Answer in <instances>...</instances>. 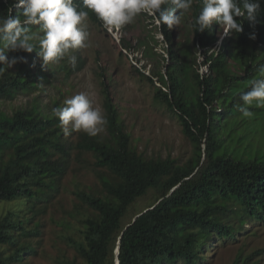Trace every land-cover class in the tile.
Returning <instances> with one entry per match:
<instances>
[{
	"label": "trees",
	"instance_id": "obj_1",
	"mask_svg": "<svg viewBox=\"0 0 264 264\" xmlns=\"http://www.w3.org/2000/svg\"><path fill=\"white\" fill-rule=\"evenodd\" d=\"M200 6L193 5V19ZM5 8L0 0V15ZM238 19L243 32L226 37L219 50H209L216 46L219 25L197 32L199 54L182 48L164 26L168 63L148 74L137 71L153 85L156 106L170 110L190 140L193 155L186 161L148 157L138 149L110 96L111 78L103 81L106 134L80 131L75 140L65 135L52 111L63 106L59 100L41 105L36 99L11 109L10 103L38 92L43 80L66 67L41 70L36 63L35 72L32 53L9 54L27 63L0 76V264H31L33 256L49 254L51 240L55 264H202L215 242L236 240L250 222L264 223V141L253 146L254 132L239 130L235 99L242 92L237 85L264 67V43L256 46L249 39L255 31L264 42V0L255 30ZM201 54L209 68L203 74ZM87 164L99 188L78 187V203L68 208V217L47 216L49 203L66 188L63 178L70 166ZM149 194L154 200L125 223L129 207ZM258 254L241 251L232 264H260Z\"/></svg>",
	"mask_w": 264,
	"mask_h": 264
},
{
	"label": "clouds",
	"instance_id": "obj_2",
	"mask_svg": "<svg viewBox=\"0 0 264 264\" xmlns=\"http://www.w3.org/2000/svg\"><path fill=\"white\" fill-rule=\"evenodd\" d=\"M4 2L6 14L0 15V76L18 63H27L23 56L10 58V53L20 51L32 53V68L35 72L38 70L36 63L41 65V70H48L50 65L65 66L64 71L56 72L57 76L64 74L66 77L82 71L87 62L83 51L90 46L88 43L93 26L101 29L105 36L120 45L121 49L116 56L118 64L129 61L131 66H136L137 71L148 74L154 67H159L150 62L151 58L159 54L157 52L164 54L163 69L168 63V43L163 27L166 26L175 37L177 32L172 29L181 24L184 16L193 10L194 4L200 2L201 5L198 15L192 21L194 35L192 50H196L197 54L203 52L195 43L197 32L204 33L205 30L212 29L213 25H219L215 30L216 46L209 49L219 50L226 37L243 32V24L238 22L240 20L238 18L251 22L248 25L255 30L258 26H255L258 22V12L261 9V0H4ZM140 19L148 21L144 27L146 33L143 37L135 35L128 37L134 21ZM249 39L256 40V46L264 43L257 39L255 31L249 34ZM180 45L185 50H190L187 43ZM156 48H160L161 51ZM97 53L99 59L100 51L97 50ZM204 61L203 54L198 56L201 74L209 70L208 64H204ZM260 72L261 78L253 79L250 89L240 93L243 104L239 111L244 117L252 115L249 106L254 103L257 107H264V67L260 68ZM97 73L103 85V81L111 78L107 82L110 91L114 76L109 74L108 67L102 65ZM239 74L245 76L247 73L239 70ZM155 83L167 90V86L161 83L158 77L155 78ZM52 111L53 115L59 118V126L65 135L70 134L71 130L83 131L95 137L107 123L99 108L93 106L89 95L83 92L66 98L63 106L55 107ZM238 123L241 125L242 122ZM255 223L264 225L261 221H253L246 226Z\"/></svg>",
	"mask_w": 264,
	"mask_h": 264
},
{
	"label": "rangeland",
	"instance_id": "obj_3",
	"mask_svg": "<svg viewBox=\"0 0 264 264\" xmlns=\"http://www.w3.org/2000/svg\"><path fill=\"white\" fill-rule=\"evenodd\" d=\"M193 10L186 14L182 19L179 26H174L172 29L176 31V40L178 43H187V48L192 49V21ZM147 19H140L134 21L133 27L127 34L128 37L132 35L142 36L146 33L144 27L147 24ZM93 31L89 39V47L84 49V56L87 58L84 69L77 73H71L68 76L60 74L59 76H53L50 80L42 81V86H39L38 92L31 95H21L13 103H10L11 109L16 106L29 105L36 99L42 105H46L52 99L63 102L66 98L72 95L79 94L81 92L89 95L93 106L99 108L102 115L105 114L104 101L105 92L104 85L97 70L102 66L108 67L109 74H113L114 78L111 83V98L119 107L122 114V118L127 125L126 129L130 131L132 135L133 143L148 157H167L171 155L178 157L182 161H186L193 155L192 144L189 139L185 137L182 132V126L179 121L174 117L173 113L167 108L162 106H156V100L154 99L155 90L151 82L145 77L140 76L137 72L136 66H131V63L124 61L118 64L116 56L121 49L118 43H115L112 39L105 36L101 29L92 27ZM220 35V30L217 31ZM160 49V48H156ZM100 51V57L97 59ZM161 51V49H160ZM162 54L160 52H157ZM154 56L150 59L152 65H158V68L162 69L164 54ZM100 62V63H99ZM206 69L205 67H203ZM262 74L257 73L251 78H245L242 80L243 85H237V91H248L251 87L253 79L261 78ZM239 88V89H238ZM241 92V93H242ZM238 106H241L243 102L240 100V93L235 97ZM9 104V103H7ZM6 104V106H7ZM2 107H5L2 105ZM249 111L252 113L250 117H244L240 112L238 119L242 121L239 126V130L242 133L253 131L254 135L251 144L253 146H259L264 141V107H257L255 103L249 106ZM103 130L100 133L106 134L104 125ZM259 131L261 137L255 136V133ZM79 132L73 131L69 136L75 140L78 137ZM250 133L248 134V136ZM87 160H93L92 156L85 155ZM71 165L77 164L76 151H72ZM88 167L82 168L78 166L75 170L70 166L63 180L64 185L60 188V192L57 193V197L49 203L47 216H53L54 219H59L63 216L68 217L67 210L73 209L78 203L77 188L87 186H96L99 188L98 177L93 170L92 165L87 164ZM82 181L83 186L77 185V181ZM75 181V183H74ZM153 197L149 194L142 197L138 202L129 207L127 214L123 218L126 223L134 217L135 213L142 211L152 201ZM17 205V203H15ZM49 224V223H48ZM52 226L54 224L51 221ZM255 223L245 225V232L237 237L236 240L229 242L219 243L215 242L211 246L206 254V259L202 264H232L238 254L243 251L245 254H252L259 252L260 264H264V225ZM46 238L53 239L52 235H45ZM49 254L44 256H33L31 264H55L54 253L56 248L53 246V241L49 244ZM58 247L64 246L62 243L57 245Z\"/></svg>",
	"mask_w": 264,
	"mask_h": 264
}]
</instances>
